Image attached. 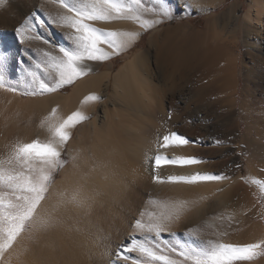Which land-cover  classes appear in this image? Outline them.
I'll return each mask as SVG.
<instances>
[{"label": "bare ground", "instance_id": "bare-ground-1", "mask_svg": "<svg viewBox=\"0 0 264 264\" xmlns=\"http://www.w3.org/2000/svg\"><path fill=\"white\" fill-rule=\"evenodd\" d=\"M193 1L200 2L202 0ZM219 1L221 0L204 1L203 6L198 7L199 11H207L208 8L215 7ZM41 4L45 5L42 10L40 9ZM236 4L234 3L228 11L220 14L221 16L208 17L205 30L192 29L182 33L181 25L161 27V24L170 18L151 27L153 31L147 38V45L134 51L114 76V92L110 95L113 108L109 109L106 107L108 105H105L99 118H92L94 130L103 131L106 136L100 139L98 145L91 144V148L86 149L84 148L86 146L81 147L82 145L77 140L74 141L80 145L76 144L75 148V142H70L68 154L71 162L63 167L61 176L53 180L45 200L42 201L38 209L39 214L51 213L56 220L55 226L49 227L46 229L47 231L22 233L13 248L5 254L6 260L11 257L12 264H111L119 246L128 240L135 219L140 218L143 214V218L147 220L150 213L161 211L159 204L152 203L153 201H188L186 209L191 210H186L181 219L173 224L172 231L175 233L183 234L191 229L202 241L212 240L231 244L243 241L242 243L245 245V243L253 242L255 230L258 229L259 239L263 238L264 229L251 222V217L256 216L258 211H256L257 213L255 211V213H250V211L248 213V210L251 209H249L250 204L245 198V192L239 187L232 188L228 179L191 185L170 182L157 183L154 179L157 174L166 180L171 175H193L196 173L219 175L222 172L219 162L210 148L213 147L212 140L208 137H200L197 126L188 119H182L185 121V128L177 124L179 121L177 114L175 115L176 119H168L164 101L168 99L166 90H173L179 86L180 89H183L185 83L196 81L195 93L192 92V94L199 96L200 100L210 96L220 100L218 102L215 100L216 103H220L222 99L228 105L234 103L235 79L233 73L235 70L233 71V67H236V64L233 63V60L237 59L238 54L235 48V44L238 43V33L243 34L248 52L251 53L253 50L264 52V0L248 1V10L239 27L236 22L237 15H235ZM59 11L62 10L59 8L58 0L57 3H51L49 0H7V3L0 7V49L3 42L13 34L12 30L15 31L14 25L17 22H26L27 17L33 12L47 22L49 20L48 13L54 16ZM144 18L157 19L150 13H146ZM96 26L107 30H118L120 26L124 25L97 23ZM130 27H134L132 31L138 32L139 36L125 51H128L136 41H140L143 32L151 29L142 28L140 25L136 28L133 25ZM42 30H39L40 33ZM52 39L57 44L68 46L59 29L54 30ZM102 65L101 62L98 63V66ZM98 75L97 82L103 81L106 91H108L111 71ZM92 79H84L81 83L79 82V85L77 83L78 86L76 85L75 91H73H89L90 93L94 89ZM97 85L99 86L100 83ZM187 88L189 89L188 86ZM191 88L193 90V86ZM64 96L61 97L64 98ZM197 96L193 98L198 100ZM80 97L78 98L80 99ZM169 98L171 103L176 105V94H171ZM153 101L158 102L157 107L153 106ZM53 102L60 104V101ZM41 103L39 100H21L19 96L10 95L9 91L0 89V158L7 156L14 143L32 141L26 138L17 141V138L15 139L17 142L9 143L12 134L3 129L11 128L8 126V122L15 120L11 116L12 112H20L19 116H21V112L28 110V106L31 105L37 113V111H42V107L44 109V106L38 107ZM95 103L97 104V101ZM224 103H220V105L225 106ZM201 105L203 106V103ZM230 106L228 107L230 108ZM55 107V103L49 104L46 107L48 111L50 110L48 113H52L51 109ZM172 107L174 106L172 105ZM88 108L90 110L91 107ZM92 111L94 113V109ZM33 112L31 113L33 114ZM172 112L169 114H173ZM86 113L88 114L89 111ZM155 113H160V117L159 115L156 117ZM24 115L25 113L22 117ZM14 116L20 119L18 115L14 114ZM86 125H83L82 128ZM90 125L88 124L89 127ZM168 126H171L172 129H174L173 126L184 129L185 134L197 141L190 139L192 143L185 146L160 148L159 143L162 136L174 131L171 127L170 131L167 130ZM75 127L70 130L71 136L75 132ZM48 138L49 135H46L44 140ZM70 139L72 138L70 137ZM79 139L81 138L79 137ZM78 146L81 148L79 149ZM64 147L65 145L61 153ZM77 147L79 150H76ZM157 154L169 158L196 157L203 162L184 166L163 164L157 169L154 163V157ZM260 174L258 175L259 180L261 179ZM77 189H80L81 193L89 198L82 205L71 202ZM234 205H238L242 211L241 217H239L241 218L240 230L243 229L241 230L243 234L225 237L226 235L222 236L219 231H216L220 227L219 229L214 228L217 225L215 222L219 217L217 215H219L221 207H227L225 211H228L230 208L233 210ZM164 235L173 243L177 240H185L184 236ZM17 253H19L18 258ZM129 255L135 257L137 254L130 253ZM118 264H128V262L119 261ZM241 264H264V259L256 263L242 262Z\"/></svg>", "mask_w": 264, "mask_h": 264}, {"label": "snow or ice", "instance_id": "snow-or-ice-1", "mask_svg": "<svg viewBox=\"0 0 264 264\" xmlns=\"http://www.w3.org/2000/svg\"><path fill=\"white\" fill-rule=\"evenodd\" d=\"M57 3V0H49ZM157 5L146 6L149 0H58L62 11L54 16L48 13L49 20L40 18L35 12L27 17L26 22L16 29L20 44H27L26 61L28 67L15 76L10 72V61L6 50L0 49V89L26 96L53 93L66 85L92 72L87 62H102L125 51L139 36L135 31L107 30L97 27V23L113 21H131L148 29L157 23L174 17L179 11H188L192 7L189 0H150ZM7 0H0L3 7ZM44 4L40 5L42 10ZM150 13L157 19H145ZM43 29L49 35L40 33ZM55 29L68 46L57 44L52 39ZM42 41L47 50L33 48V42ZM46 78V79H45ZM16 79L18 82L13 83ZM95 93L85 98V103L99 101ZM53 109L50 117L42 121L41 127L47 126L49 138L30 143L17 142L11 146L6 157L0 158V264H12L11 257L5 254L13 248L22 233L46 230L55 226L56 220L51 213L39 214L38 209L52 183L53 173L64 166L61 150L71 137V129L89 119L82 111H75L66 119H56ZM192 143L178 132L163 135L160 148L185 146ZM219 143V141L217 142ZM203 161L196 157L169 158L157 154L155 167L163 164L194 165ZM239 167V165H237ZM157 183L197 184L206 181L230 179L225 175L201 174L171 175L162 179L155 176ZM264 190V181H256ZM89 199L77 189L71 202L82 205ZM161 211L149 214L145 220L143 214L135 219L132 231L126 242L121 244L111 264L119 261L128 264H236L238 261H251L264 248V240L257 243L236 245L220 241L199 240L196 232L172 231L174 223L181 219L188 201L158 202ZM169 236H184L185 240L175 243ZM136 253L135 257L129 255ZM17 258L19 253L16 254Z\"/></svg>", "mask_w": 264, "mask_h": 264}, {"label": "rangeland", "instance_id": "rangeland-1", "mask_svg": "<svg viewBox=\"0 0 264 264\" xmlns=\"http://www.w3.org/2000/svg\"><path fill=\"white\" fill-rule=\"evenodd\" d=\"M204 1L207 2L208 0H202V1H200L201 3L197 2V1L192 2V0H189L192 7L190 9H188L187 12H185L183 10L179 11L180 13L178 12V14H176L174 17L170 18L165 23H162L161 27H170V26L176 27L178 25H181V32L182 33L189 32L192 29L205 30L208 17H211V16L212 17H218V15L221 16L223 14V12L228 11L234 3L235 4L237 3L236 4L237 10L235 9V15H237L236 16V18H237L236 22H237V26L239 27L241 25V22L243 20L244 15L247 12L248 7H249L248 6L249 0H221V1H219V3L216 4L215 7L211 8V9L208 8L207 11L206 10L205 11H199L198 7L203 6ZM146 5L148 7L157 6L153 3H151L150 0H149V3H147ZM23 22L24 21H19L14 25L15 31L12 30L13 34L11 32L12 35L9 36L3 42V46L1 48L3 50L7 51V54L9 56V61H10V72L13 74V76H15L16 73L22 72V70H24L25 68L28 67V65L26 63V61L28 60V56L26 55L27 44H24V45L20 44L18 39H17V34H16V29L25 23V22L24 23ZM111 23L112 24H114V23L119 24L120 23L121 25L123 24L124 26H120V28L118 29L121 31H128V30L132 31L134 29V27H130V26L133 25V26H135V28L138 26V24L133 23L131 21H120V22L114 21V23L113 22H111ZM42 31H44V30H42ZM42 31H41V34L47 37L48 34L43 33ZM152 31H153V29L151 28L147 32H143L141 34L140 41H136L134 43V45L128 51H124L122 54L112 56L111 59L106 60L104 63L101 62V64H103L102 66H98L99 62H93L94 64L92 62L91 63L87 62L90 67L93 66L92 72H90L87 76H84V77L76 80L73 84L64 86L63 88L59 89L56 92L46 93L44 95H36V96H26V95H21L19 92H17V93L9 92L10 95L12 94V95L19 96L21 98V100L22 99L26 100V101L39 100L40 103L41 102L42 103L40 104L41 106L39 105L38 107L44 106V109L42 107V111H37V113H35L36 110H33L32 106L30 105V106H28V110L21 112V116H19L20 112L19 113L15 112V111L12 112L13 115L11 114V116L15 120H11L10 121L11 124L8 122V124H9L8 126H11V128L8 129V127H6L9 131L7 129L6 130L3 129L4 131L9 132V134H12V136L10 135L11 139H9V141H11V142H9V141L8 142L11 144L12 141L17 142L18 140H21L24 138H26L28 140H32V141L36 140V139L44 141L46 135L48 136L49 133L47 131V126L45 125V128L41 127V123H42V121H45L46 118L50 117V114H51V113H48L50 110L48 111V109L46 107H48V105L51 103H55L56 109L55 108L54 109L56 110V117L52 118L53 120L66 119L69 115H71L73 112H75L77 110L82 111V112L84 110L86 112L89 111L88 114L85 111L83 113L85 115L87 114V116L90 115V116H88L89 119H87V120L76 125L75 132H73V134L71 136V138L73 140L70 139L65 144L64 150L61 153V159L63 161H65L64 166L71 162V158L69 157V154H68V148L70 147V144L72 143V141L77 140L82 145L81 147L86 146V147H84L85 149L88 147L91 148V146H90L91 144L98 145L100 142V139L104 138L106 136V133L103 131H99V130L95 131L94 130V128L92 126L93 125L92 124L93 123L92 118L93 117H94L93 119L99 118V115H100L102 109L105 107V105H108L106 107H109V109L113 108V105H112L113 102L111 100L112 97L110 95L113 94V92H114L113 82H114V76H115L116 72L121 68V66L125 62H127V60L130 58L132 53H134V51H136L139 48H144L147 45V38ZM242 36H243V34L241 32H239L238 38H237L238 43L235 44L236 45L235 48H236L237 53H238V54L235 53V54H237V56H236L237 59L235 60L233 58L234 59L233 63L236 64V67L235 66L233 67V71L235 70L234 72L236 73V74L233 73V76L235 79V81H234V83H235L234 84L235 85L234 90L235 91L233 90V92L235 93V94L233 93L234 103L232 102L233 105H232V103L230 104V102H229V104L231 106L228 105V103H226V101L223 99L220 103L223 104L225 101V103H224L225 106L222 104L220 105V103L215 102L216 99H214L213 97H210V96H207L208 98L206 96H204V97H206L207 100L206 99L200 100L198 98L199 96L193 95L195 93L194 87L196 86V81H192V83L188 82L187 84L185 83L183 85L184 90L182 88L180 89L179 88L180 86L177 87L178 89L175 88L173 90L172 89L171 90L168 89V91L166 90V92H167L166 94H167L168 99L164 101V104H165V111H167L166 114L168 116L167 117L168 119L173 120L174 118L176 119L178 117L177 120H179V121L177 124L179 126L181 125V127L183 126V128H185V125H184L185 121H182V119L183 120H184V118L188 119L190 122L191 121L193 122V123L191 122L192 124H195L197 126L198 131L200 133L199 134L200 137L201 136L202 137H208L209 139L212 140L211 143H212L213 147H210V148L213 152V155L215 156V158L219 162V166H220L221 171H222L221 174H219V175H225L227 177H230V179H228V180L230 181V183H231L230 186L232 188H234V187L242 188V190L246 194L245 198L247 200V203L250 204L249 209H251V210H248V213H249V211H250V213H252V212L255 213L256 211H258V214H256V216L251 217V222L254 224H258L259 226H261V228L264 229V190H261L260 185L258 183H256V181H260L261 179H262L261 181H264V178H262V177H264V54H262L264 52L262 50H260V51L259 50H253L251 53L248 52L246 44L243 40L244 36L243 37ZM33 48L34 49L40 48L42 50H47L46 46L43 44L42 41L33 42ZM91 64H93V65L91 66ZM95 65H97L98 67L96 66L97 67L96 68ZM107 71H109V72L111 71V80L109 82L108 91H106V86H105V83L103 81L100 82V80H99L97 82V80H96V77L99 76L98 74H102V72L104 73ZM91 78H93L92 82L94 83V86H95V87L93 86V88H94L93 91H91L90 93H89V91L88 92L87 91H80L81 93H84L85 95L81 94L80 92H74L75 86L77 85V83L79 85V82L81 83L84 79L85 80H88V79L91 80ZM12 82L17 83L18 81L16 79H13ZM194 82H195V84H194ZM99 83H100V85L98 86L97 84H99ZM96 85L98 86V89H97ZM191 85L193 86V90L191 88L192 87ZM187 86L189 87V89L191 91L187 88ZM94 92L97 93L96 95H100L102 99L97 101V104L95 102L85 103L84 102L85 98L89 94H92ZM173 92H175V93H173ZM187 92H188V95H187ZM189 92H191V93H189ZM192 92H193V94H192ZM70 93H72V94L70 95ZM177 93H179L180 95ZM171 94L172 95L176 94V100H177V101L175 100L176 105L172 104L170 101L169 97L171 96ZM62 95L63 96L65 95L64 98L61 97ZM68 95H69V97H68ZM196 96H197V99L199 101L196 100V98H193ZM54 97H55V99H54ZM75 97H77V98H75ZM78 97H80V99ZM3 98H4V96H3ZM200 98H202V96H200ZM52 99H54V100H52ZM59 99H61V100H59ZM64 99L67 101H65ZM192 99H195V100H192ZM62 100H64V101L62 102ZM53 101H60V104H59V102H53ZM184 101L185 102L187 101V102L185 103ZM192 101H194V102H192ZM216 101L218 102L220 100H216ZM94 103L96 106L94 105ZM153 103H154L153 106L157 107L158 102L153 101ZM200 103L201 104L203 103V106ZM216 104L218 107L216 106ZM172 105L174 107H172ZM94 106H95V108H94ZM177 106H179V107H177ZM228 106H230V108ZM88 107H91L90 110ZM231 107H233V108L231 109ZM196 108H197V110H196ZM216 108H218V109H216ZM223 108H224V111H223ZM40 109H37V110H40ZM93 109H94V113L92 111ZM45 110L47 113L45 112ZM179 110H181V111H179ZM208 110H210V111H208ZM52 111H53V109H51V112ZM171 111H173L172 112L173 114H171L172 117L169 114ZM31 112H33V114ZM176 112H178V113H176ZM216 112H218V113H216ZM22 113L23 114L25 113V115L23 117H22V115H23ZM91 113H93V114L91 115ZM14 114L18 115L20 119H17L18 117L14 116ZM176 114H177V117L175 116ZM155 115H157L156 117H158V115L160 117L161 114L155 113ZM169 116H170V118H169ZM24 117H26V118H24ZM88 124L89 125L91 124L90 127L88 126ZM83 125H86L87 127L85 126L86 128L85 127L82 128ZM168 127H169V129L167 128V130L170 131L171 126H168ZM173 128L174 129H172V127H171V129L174 130V132H178V133L186 136L187 138H189L191 140H196L194 138H191L189 135L185 134L186 132L184 129L179 128L180 129L179 130L178 127H175V126H173ZM4 131H2V132H4ZM39 132H40V134L41 133L42 134L40 135ZM36 133H38L40 136ZM13 135H15V136L13 137ZM79 137L81 139H79ZM32 138H34V139H32ZM15 139H17V141H15ZM84 140L86 141V143H84L85 142ZM81 141H84V142L81 143ZM218 141H219V143H217ZM76 142L74 143V148H75L76 144L77 145L79 144ZM78 147H79V149L81 148L80 146H78ZM78 147L76 150H79ZM84 148H82V149H84ZM237 165H239V167H237ZM63 167L58 168L56 170V172L53 173L52 182L57 177L61 176V171H62ZM259 174L261 177L260 180H259V176H258ZM226 209H227V207H221L220 213H218L219 215H217L219 217H217V221L215 222V224H217V225H215L214 228L219 229V227H220L221 230L219 229L216 231H219V233H221L222 236L226 235L225 237H227V236L233 237V236H239V235L243 234L242 233L243 231L241 232V230H243V229L240 230V228H241V226H240V224H241L240 219L241 218L240 217H241V213H242L240 207L238 205H234V207L232 208L233 210H230L231 209L230 208L229 209L230 211L229 210L225 211ZM186 210L190 211L191 209H186ZM221 211H222V213H221ZM231 211H234V212L231 213ZM259 236H260V232L258 231V229H256L255 234L253 236L254 239L252 240L253 242H249V243L250 244L255 243L256 240H258V241H256V243L261 241V240H264V236H263V238H260V239H259ZM242 242L243 241H239V243H236V245H244V243H242ZM245 244H248V243H245ZM258 252H259V255L256 258H254L253 260L245 261V262L244 261H238V262H236V264H241L242 262L243 263H247V262L248 263H256V262L263 260L264 259V248L259 249Z\"/></svg>", "mask_w": 264, "mask_h": 264}]
</instances>
